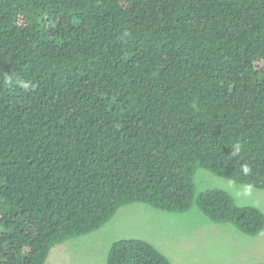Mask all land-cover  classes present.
<instances>
[{
    "label": "trees",
    "instance_id": "trees-1",
    "mask_svg": "<svg viewBox=\"0 0 264 264\" xmlns=\"http://www.w3.org/2000/svg\"><path fill=\"white\" fill-rule=\"evenodd\" d=\"M199 168L264 189V0H0V264L135 202L260 234ZM106 264L173 262L125 237Z\"/></svg>",
    "mask_w": 264,
    "mask_h": 264
},
{
    "label": "rangeland",
    "instance_id": "rangeland-1",
    "mask_svg": "<svg viewBox=\"0 0 264 264\" xmlns=\"http://www.w3.org/2000/svg\"><path fill=\"white\" fill-rule=\"evenodd\" d=\"M199 191L222 188L237 203L264 212V189L254 188L199 168ZM139 237L155 244L173 264H256L264 262V229L250 236L231 223H216L198 208L185 213L158 210L144 203L121 207L101 228L54 245L46 264H106L112 243Z\"/></svg>",
    "mask_w": 264,
    "mask_h": 264
}]
</instances>
